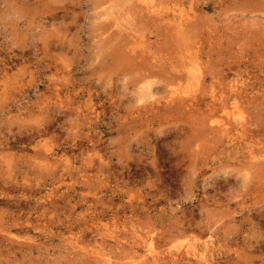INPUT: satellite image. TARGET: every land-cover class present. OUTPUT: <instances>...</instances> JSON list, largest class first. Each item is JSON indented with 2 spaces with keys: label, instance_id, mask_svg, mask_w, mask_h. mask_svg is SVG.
<instances>
[{
  "label": "rangeland",
  "instance_id": "rangeland-1",
  "mask_svg": "<svg viewBox=\"0 0 264 264\" xmlns=\"http://www.w3.org/2000/svg\"><path fill=\"white\" fill-rule=\"evenodd\" d=\"M149 1L0 0V264H264V0Z\"/></svg>",
  "mask_w": 264,
  "mask_h": 264
},
{
  "label": "bare ground",
  "instance_id": "bare-ground-1",
  "mask_svg": "<svg viewBox=\"0 0 264 264\" xmlns=\"http://www.w3.org/2000/svg\"><path fill=\"white\" fill-rule=\"evenodd\" d=\"M128 1H129V0H128ZM135 1H137V0H135ZM150 1H151V0H150ZM150 1H149V3H150ZM152 1H153V0H152ZM156 1H157V0H156ZM140 2H141V1H140ZM168 2H169V1H168ZM189 2H190V0H189ZM128 3H129V2H128ZM153 3H154V2H153ZM159 3H160V2H159ZM129 4H130V3H129ZM160 4H162V3H160ZM166 4H167V3H166ZM178 4H179V3H178ZM190 4H191V3H190ZM192 4H193V3H192ZM151 5H152V4H151ZM151 5H150V6H151ZM182 5H183V4H182ZM240 5H242V4H240ZM146 6H147V5H146ZM146 6H145V7H146ZM150 6H149V7H150ZM153 6H154V5H153ZM153 6H152V7H153ZM157 6H158V5H157ZM172 6H173V5H172ZM175 6H176V4H175ZM179 6H180V5H179ZM140 7H141V6H140ZM155 7H156V5H155ZM135 8H136V7H135ZM147 8H148V7H147ZM147 8H146V9H147ZM159 8H160V7H159ZM159 8H158V9H159ZM173 8H174V6H173ZM184 8H185V7H184ZM148 9H150V8H148ZM148 9H147V13H148ZM156 9H157V8H156ZM179 9H180V8H179ZM182 9H183V7H182ZM194 9H195V8H194ZM136 11H137V9H136ZM160 11H161V10H160ZM173 11H174V10H173ZM190 11H191V10H190ZM152 12L154 13V11H152ZM140 13H141V12H140ZM149 13H150V12H149ZM153 13H152V14H153ZM178 13H179V11H178ZM137 14H138V13H137ZM141 14H142V13H141ZM157 14H159V13H157ZM166 14H167V13H166ZM166 14H165V15H166ZM170 14H171V13H170ZM181 14H182V10H181ZM149 15H151V14H149ZM155 15H156V14H155ZM155 15H154V16H155ZM178 15H180V14H178ZM195 15H197V14L195 13ZM143 16H144V15H143ZM154 16H153V17H154ZM173 16H174V15H173ZM189 16H190V14H189ZM191 16H192V15H191ZM140 17H141V16H140ZM180 17H181V16H180ZM182 17H183V16H182ZM194 17H195V16H193V18H194ZM161 18H162V17H161ZM165 18H166V17H165ZM167 18H168V16H167ZM170 18H171V17H170ZM178 18H179V17H178ZM183 18H184V17H183ZM141 19H142V18H141ZM143 19H144V18H143ZM162 19H163V18H162ZM162 19L160 20L161 22H162ZM171 19H172V18H171ZM173 19H174V17H173ZM186 19H189V18L186 17ZM190 19H191V18H190ZM195 19H196V18H195ZM184 20H185V19H184ZM197 20H198V19H197ZM157 21H158V20H157ZM177 21L181 22V20H177ZM195 21H196V20H195ZM183 22H184V21H183ZM185 22H186V25H187V20H186ZM157 23H158V22H157ZM173 23H174V22H173ZM188 23H189V22H188ZM192 23H193V22H192ZM143 24H144V23H143ZM149 24H150V23H149ZM160 24H161V23H160ZM189 24H190V23H189ZM189 24H188V25H189ZM161 25H162V24H161ZM177 25H178V23H177ZM179 25H180V24H179ZM182 25H183V24H182ZM188 25H187V26H188ZM169 26H170V25H169ZM184 26H185V25H184ZM193 26H194V25H193ZM172 27H174V26H172ZM194 27H195V26H194ZM165 28H166V25H165ZM179 28H180V27H179ZM190 28H191V26H190ZM167 29H168V27H167ZM187 29H188V28H187ZM192 29H193V27H192ZM171 30H172V29H171ZM171 30H170V32H171ZM173 30H175V29H173ZM173 30H172V31H173ZM181 31H182V30H181ZM191 31H192V30H191ZM165 32H166V30H165ZM174 32H176V31H174ZM171 33H172V32H171ZM188 33H189V32H188ZM168 34H169V32H168ZM192 34H193V33H192ZM175 35H176V34H175ZM176 36H178V35H176ZM192 36H193V35H192ZM136 37H137V36H136ZM169 37H171V36H169ZM172 38H173V37H172ZM122 39H123V38H122ZM173 40H174V39H173ZM125 41H126V40H125ZM192 41H193V40H192ZM174 42L176 43V41H174ZM190 42H191V41H190ZM178 44H179V43H178ZM196 44H197V42L195 43L194 46H196ZM175 45H176V44H175ZM179 45H180V44H179ZM118 46H119V45H118ZM176 46H177V45H176ZM180 46H181V45H180ZM122 47H123V46H122ZM189 47H190V46H189ZM191 47H192V46H191ZM127 48H128V47H127ZM144 48H145V47H144ZM180 48H181V47H180ZM118 49H119V48H118ZM135 49H136V48H135ZM175 49H176V47H175ZM190 49H191V48H190ZM185 50H186V49H185ZM185 50H184V51H185ZM136 51H137V50H136ZM152 51H153V50H152ZM175 52H177V51H175ZM175 52H173V53H175ZM186 52H187V51H186ZM153 53H154V52H153ZM153 53H152V55H153ZM149 54H150V53H149ZM184 54H186V53H184ZM150 55H151V54H150ZM176 55H178V54H176ZM198 55H199V54H198ZM151 57H153V56H151ZM176 57H177V56H176ZM144 58H145V57H144ZM155 58H156V57H155ZM184 58H185V56H184ZM186 58H187V57H186ZM186 58H185V59H186ZM169 59H170V57H169ZM192 59H193V58H192ZM194 59L196 60V58H194ZM153 60H154V59H153ZM171 60H172V59H171ZM171 60H170V61H171ZM173 60H174V59H173ZM182 60H183V58H182ZM186 60H187V59H186ZM186 60H185V61H186ZM198 60H199V59H198ZM151 61H152V60H151ZM157 61H158V60H157ZM196 62H197V61H196ZM171 63H172V62H171ZM171 63H170V64H171ZM178 63H179V62H178ZM192 63H193V62H192ZM201 63H202V62H201ZM157 64H158V63H157ZM166 64H167V63H166ZM170 64H169V65H170ZM179 64H180V63H179ZM190 64H191V63H190ZM194 64H197V63H194ZM164 65H165V64H164ZM161 66H162V65H161ZM171 66H172V65H171ZM180 66L182 67L181 64H180ZM191 66H192V65H190L189 67L191 68ZM201 66H202V65H201ZM169 67H170V66H169ZM181 67H180V68H181ZM186 67H187V65H186ZM192 67H193V66H192ZM166 68H167V67H166ZM171 68H172V67H171ZM194 68H196V67H194ZM167 69H168V68H167ZM169 69H170V68H169ZM177 69H178V68H177ZM185 69H186V68H185ZM172 70H173V69H172ZM178 70L180 71V69H178ZM186 70L188 71L189 69H186ZM196 70H197V69H196ZM169 71H170V70H169ZM173 71H175V70H173ZM173 71H172V72H173ZM181 71H182V70H181ZM181 71H180V72H181ZM192 71H193V70H192ZM176 72H177V71H176ZM167 73H168V72H167ZM177 73H178V72H177ZM189 73L191 74L192 72L189 71ZM178 74H179V73H178ZM191 75H192V74H191ZM182 76H183V75H182ZM192 76H193V75H192ZM197 76H198V74H197ZM197 76H196V77H197ZM185 77H186V76H185ZM188 77L191 78V76H188ZM204 77H205V76H204ZM204 77H203V78H204ZM193 78H194V76L192 77V79H193ZM185 79H186V78H185ZM178 80H179V79H178ZM187 80H188V79H187ZM187 80H186V81H187ZM189 80H190V79H189ZM196 80H198V79H196ZM199 80H200V79H199ZM173 81H174V80H173ZM176 82H177V81H176ZM187 82H188V81H187ZM192 82H193V80H192ZM201 82H202V80L200 81L199 84H201ZM180 83H181V82H180ZM182 83H183V82H182ZM185 84H186V83H185ZM185 84H184L183 86H185ZM168 85H169V84H168ZM170 85H172V84H170ZM176 85H177V84H176ZM178 86H179V85H178ZM186 86H187V85H186ZM201 86H203V85L201 84ZM179 87H180V86H179ZM180 88H181V87H180ZM208 88H209V87H208ZM173 89H174V88H173ZM232 89H234V88H232ZM170 90H171V89H170ZM170 90H169V91H170ZM174 90H175V89H174ZM182 90H184V89L182 88L181 91H182ZM198 90H199V89H198ZM203 90H204V89H203ZM181 91H180V93H181ZM201 92L203 93V91H201ZM204 92H205V91H204ZM180 93H178L177 95H180ZM195 93H196V91H195ZM234 94H235V93H234ZM172 95H173V94H172ZM188 95H189V94H188ZM190 95L192 96V94H190ZM175 96H176V95H175ZM181 96H182V95H181ZM213 96H214V98H215V95H213ZM173 98H174V96H173ZM184 98H185V97H184ZM214 98H213V99H214ZM175 99H177V97H176ZM179 99H181V98H179ZM192 99H193V98H191L190 101H191ZM182 100L184 101V99H182ZM185 100H186V99H185ZM195 100L197 101V99H195ZM171 101H172V100H171ZM173 101H174V100H173ZM173 101H172V102H173ZM190 101H189V103H190ZM172 102H171V105H172ZM221 102H222V100H221ZM224 102H226V101L223 99V103H224ZM164 103H165V102H164ZM181 103H182V102H181ZM181 103H180V105H181ZM195 103H196V102H195ZM197 104H199V103H197ZM221 104H222V103H221ZM183 105H184V104H183ZM194 105H196V104H194ZM207 105H208V104H207ZM217 105H218V103H217ZM222 105H223V104H222ZM164 106H165V105H164ZM186 106H187V105H186ZM191 106H192V105H191ZM214 106H215V105H214ZM214 106H213V107H214ZM226 106H227V103H226ZM237 106H238V105H237ZM179 107H180V106H179ZM184 107H185V105L183 106V108H184ZM194 107H195V106H194ZM196 107H197V106H196ZM218 107H220V106L218 105ZM197 108H198V107H197ZM214 108H215V107H214ZM214 108H212V109H214ZM220 108H221V107H220ZM225 108H226V107H225ZM186 109H187V108H186ZM238 109H239V108H238ZM182 110H183V109H182ZM188 110H189V109H188ZM198 110H199V109H198ZM203 110H204V109H203ZM206 110H207V108H206ZM209 110H210V109H209ZM222 110H223V109H222ZM225 110H226V109H224L223 112H224ZM227 110H228V109H227ZM232 110H233V109H232ZM201 111H202V110H201ZM206 112H207V111H206ZM216 112H217V111H216ZM173 114H174V113H173ZM204 114H205V113H204ZM213 114H214V113H212L211 115H213ZM170 115H171V114H170ZM202 115H203V114H202ZM203 116H204V115H203ZM206 116H209V115H208V112H207V115H206ZM206 116H204V117H206ZM200 117H201V116H200ZM243 117H244V116H243ZM206 118H207V117H206ZM240 118H241V117H240ZM244 118H245V117H244ZM244 120H245V119H244ZM229 122H230V121H229ZM223 123H224V122H223ZM227 123H228V122H227ZM230 123H231V122H230ZM224 124H225V123H224ZM245 124H246V123H245ZM217 125H218V124H217ZM220 125H221V124H220ZM228 125L231 126V124H229V123H228ZM233 125H234V124H233ZM221 126H222V125H221ZM234 126H235V125H234ZM210 127H211V126H210ZM212 127H213V126H212ZM212 127H211V128H212ZM232 127H233V126H232ZM240 127H241V126H240ZM242 127H243V126H242ZM242 127H241V128H242ZM235 128H236V127H235ZM245 128H247V127H245ZM245 128H244V132L247 131ZM213 129H214V128H213ZM217 129H220V127L218 126ZM227 129H228V128H227ZM237 129H238V128H237ZM221 130H222V129H221ZM221 130H219V131H221ZM230 130H231V128H230ZM241 130L243 131V128H242ZM211 131H212V130H211ZM215 131H216V129H215ZM219 131H218V132H219ZM223 131H224V130H223ZM228 131H229V130H228ZM237 131H238V130H237ZM226 133H228V132H226ZM230 133H231V132H230ZM213 134H214V133H213ZM217 134H218V133H217ZM219 134H220V133H219ZM239 134H241V133H239ZM244 135H245V134H244ZM221 136H222V135H221ZM225 136H226V134H225ZM246 137H247V136H246ZM222 138H223V137H222ZM226 139H227V138H226ZM232 139H233V138H232ZM230 140H231V139H230ZM230 140H229V141H230ZM224 141H225V140H224ZM230 142H231V141H230ZM230 146H231V145H230ZM217 148H218V147H217ZM245 157H246V156H245ZM251 157H252V156H251ZM253 159H255V158H253ZM253 159H251V160H253ZM257 160H258V159H257ZM257 160H256V161H257ZM246 161H248V160H246ZM252 162H253V161H252ZM258 162H259V161H258ZM253 170H254V169H253ZM258 172H260V170H259ZM248 174H249V172H248ZM246 178H248V177H246ZM220 189H221V188H220ZM5 195H6V194H5ZM7 196H8V195H7ZM22 196H23V195H22ZM4 197H5V196H4ZM24 197H26V196H24ZM24 197H23V198H24ZM29 200H30V199H29ZM34 200H35V199H34ZM19 201H20V200H19ZM25 201H26V200H25ZM36 202H38V201H36ZM29 203H30V201H29ZM20 205H21V204H20ZM26 205H27V204H26ZM11 208H12V207H11ZM12 209H13V208H12ZM19 209H20V208L18 207V210H19ZM20 210H22V209H20ZM28 210H29V209H28ZM36 210H37V209H36ZM30 211H31V210H30ZM22 214H23V213H22ZM248 216H249V215H248ZM1 223H2V222H1ZM261 223H262V222H261ZM202 224H203V223H202ZM14 225H15V224H14ZM211 225H212V224H211ZM189 226H190V224H189ZM177 227H178V226H177ZM181 227H182V225H181ZM199 227H200V226H199ZM206 227H207V226H206ZM210 227H213V226H210ZM0 228H2V227H0ZM8 228H9V227H8ZM184 228H185V227H184ZM18 229H19V228H18ZM25 229H26V228H25ZM33 229H34V228H33ZM35 229H36V228H35ZM203 229H204V228H203ZM208 229H209V228H208ZM1 230H2V229H1ZM5 230H6V229H5ZM29 230H30V229H28V231H29ZM184 230H185V229H184ZM206 230H207V229H206ZM176 231H177V230H176ZM185 231H186V230H185ZM187 231H188V230H187ZM24 232H25V231H24ZM180 232L183 233V231H180ZM0 233H1V232H0ZM27 233H28V232H27ZM4 234H5V233H4ZM9 234H10V233H9ZM193 234H194V233H193ZM0 235H1V234H0ZM6 237H7V236H6ZM9 237H10V236H9ZM2 238H3V237H2ZM2 238H1V239H2ZM14 238H15V237H14ZM194 238H196V237H194ZM11 239H12V237H11ZM15 239H16V238H15ZM30 239H33V241H35L34 238H32V237H31ZM52 239H53V238H52ZM26 240H27V238H26ZM78 240H79V239H78ZM9 241H10V240H9ZM28 241H29V240H28ZM48 241H49V240H48ZM1 242H2V240H1ZM10 242H11V241H10ZM15 242H16V241H15ZM29 242H32V240H30ZM78 242H79V241H78ZM158 242H159V241H158ZM22 243H23V242H22ZM34 243H36V242H34ZM250 244H251V243H250ZM250 244H249V247L252 246V245H250ZM3 245L5 246V244H3ZM75 245H80V244H75ZM143 245H145V244H143ZM146 245H147V244H146ZM1 246H2V244H1ZM137 246H139V245H137ZM7 247H10V245L7 246ZM27 247H28V245H27ZM95 247H96V246H95ZM117 247H118V246H117ZM117 247H116V248H117ZM120 247H121V246H120ZM120 247H119V248H120ZM124 247H125V246H124ZM130 247H131V246H130ZM130 247H129V248H130ZM144 247H146V246H144ZM195 247H197V246H195ZM198 247H199V246H198ZM96 248H99V247H96ZM129 248H128V249H129ZM131 248H132V247H131ZM142 248H143V247H142ZM147 248L150 249V246L147 247ZM192 248H193V247H192ZM10 249H11V248H10ZM38 249H39V248H38ZM45 249H46V248H45ZM93 249H94V248H93ZM99 249H101V248H99ZM128 249H125V250H126V253L129 252V251H127ZM132 249H133V248H132ZM148 249H147V252H148ZM190 249H191V247H190ZM196 249H197V248H196ZM198 249H199V248H198ZM255 249H256V248H255ZM15 250H16V249H15ZM24 250H25V249H24ZM40 250H41V249H40ZM95 250H96V249H95ZM95 250H93V252H94ZM102 250H103V249H102ZM104 250H106V249L104 248ZM120 250H121V249H120ZM7 251H8V250H7ZM10 251H11V250H10ZM90 251H91V250H90ZM122 251H124V250H122ZM150 251H151V250H150ZM150 251H149V252H150ZM184 251H185V250H184ZM187 251H189V250H187ZM195 251H196V253H198L197 250H195ZM13 252H15V251H13ZM97 252H98V251H97ZM105 252H106V251H105ZM149 252H148V253H149ZM189 252H191V250H190ZM193 252H194V251H193ZM8 253H9V252H8ZM8 253H7V254H8ZM11 253H12V252H11ZM11 253H10V254H11ZM22 253H23V252H22ZM39 253H40V252H39ZM126 253H125V255H126ZM150 253H151V252H150ZM156 253H157V252H156ZM187 253H188V252H187ZM207 253H209V252H207ZM25 254H26V253H25ZM32 254H33V253H32ZM91 254H92V252H91L90 254L88 253V255H90V256H91ZM98 254L100 255L101 253H98ZM120 254H121V253H120ZM123 254H124V253H122V257L125 256V255L123 256ZM134 254H136V253L134 252ZM145 254H146V252L144 253V255H145ZM153 254H154V253H153ZM188 254H189V253H188ZM191 254H192V253H191ZM202 254H203V253H202ZM15 255L17 256L18 253L15 254ZM127 255H128V254H127ZM127 255H126V256H127ZM154 255H155V254H154ZM154 255H153V256H154ZM185 255H186V254H185ZM194 255H195V254H194ZM200 255H201V254H200ZM200 255H199V256H200ZM24 256H26V255H24ZM134 256H135V255H134ZM139 256H141V258H142L143 255H140V254H139V255H138V258H139ZM147 256H149V254H148ZM151 256H152V255H151ZM156 256H158V255H156ZM180 256H181V255H180ZM192 256H193V255H192ZM216 256H217V255H216ZM219 256H221V255H219ZM97 257L100 258V256H98V255H97ZM101 257H102V254H101ZM207 257H208V256H207ZM221 257H222V256H221ZM9 258H10V257H9ZM29 258H30V257H29ZM103 258H104V257H102V259H103ZM124 258L126 259V257H124ZM133 258H134V257H133ZM144 258H145V257H144ZM147 258H148V257H147ZM183 258H184V257H183ZM187 258H188V256H187ZM212 258H214V257H212ZM215 258H216V257H215ZM129 259H130V258H129ZM153 259H154V257H153ZM153 259H152V260H153ZM171 259H172V258H171ZM173 259H174V258H173ZM176 259H178V258H176ZM190 259H191V258H190ZM203 259H204V258H203ZM208 259H209V258H208ZM210 259H211V258H210ZM6 260L9 261V259H6ZM11 260H12V259H11ZM11 260H10V261H11ZM107 260H110V259L107 258L106 261H107ZM136 260H137V259H136ZM142 260H143V259H142ZM155 260H156V258H155ZM161 260H162V259H161ZM192 260H195V257H194V259H192ZM196 260H197V259H196ZM206 260H207V259H206ZM22 261H24V260H22ZM25 261H26V260H25ZM96 261H97V260H96ZM106 261H105V262H106ZM145 261H147V260L145 259ZM173 261H175V260H173ZM198 261L202 263L203 260H202V261L198 260ZM198 261H197V262H198ZM209 261H211V260H209ZM14 262H15V261H14ZM97 262H98V261H97ZM109 262H110V261H109ZM133 262H134V261H133ZM135 262H136V261H135ZM135 262H134V263H135ZM142 262H143V261H142ZM148 262H149V261H148ZM150 262H151V261H150ZM156 262H157V260H156ZM204 262H205V261H204ZM12 263H13V261H12ZM106 263H107V262H106ZM106 263H105V264H106ZM111 263H112V262H111ZM140 263H141V261H140ZM143 263H144V262H143ZM153 263H154V262H153ZM161 263H162V262H161ZM13 264H14V263H13ZM20 264H22V262H21ZM138 264H139V263H138ZM148 264H150V263H148ZM171 264H172V263H171ZM202 264H203V263H202Z\"/></svg>",
  "mask_w": 264,
  "mask_h": 264
}]
</instances>
